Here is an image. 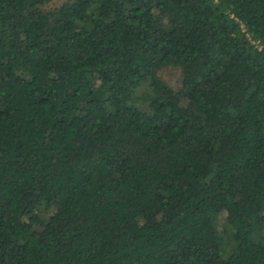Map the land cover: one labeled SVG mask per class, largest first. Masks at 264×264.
<instances>
[{"label":"trees","instance_id":"obj_1","mask_svg":"<svg viewBox=\"0 0 264 264\" xmlns=\"http://www.w3.org/2000/svg\"><path fill=\"white\" fill-rule=\"evenodd\" d=\"M0 0V264H264V0Z\"/></svg>","mask_w":264,"mask_h":264},{"label":"rangeland","instance_id":"obj_2","mask_svg":"<svg viewBox=\"0 0 264 264\" xmlns=\"http://www.w3.org/2000/svg\"><path fill=\"white\" fill-rule=\"evenodd\" d=\"M64 0H53V2L51 3V6H55L57 4H60L61 2H63Z\"/></svg>","mask_w":264,"mask_h":264}]
</instances>
